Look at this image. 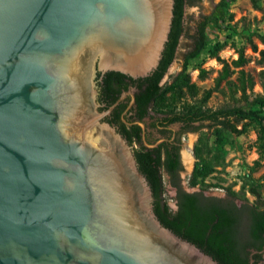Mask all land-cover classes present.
Listing matches in <instances>:
<instances>
[{
  "label": "water",
  "instance_id": "water-1",
  "mask_svg": "<svg viewBox=\"0 0 264 264\" xmlns=\"http://www.w3.org/2000/svg\"><path fill=\"white\" fill-rule=\"evenodd\" d=\"M173 1L0 0V264H219L156 219L97 101L98 73L156 70Z\"/></svg>",
  "mask_w": 264,
  "mask_h": 264
},
{
  "label": "trees",
  "instance_id": "trees-1",
  "mask_svg": "<svg viewBox=\"0 0 264 264\" xmlns=\"http://www.w3.org/2000/svg\"><path fill=\"white\" fill-rule=\"evenodd\" d=\"M201 0H174L172 8L171 29L168 40L164 44L160 56L159 65L148 77L140 80L137 88L136 99L134 100L139 108L138 119L148 116L155 118L151 127H159L162 141L156 146L149 148L139 140L138 126L134 131H123L126 133L127 142L132 145L134 142L139 145L134 150L135 161L138 170L144 175L152 190V210L157 220L167 229L177 234L183 240L193 244L204 254L217 260L219 264H249V251L258 250L264 246V200L260 197L255 199L253 204L242 203L239 206L234 204L238 198L232 190H228L231 200L223 201L220 198L204 197L199 193L184 192L178 186L177 172L180 168V141L179 137L184 132L196 130L194 124L207 122L214 128V141L217 146H222V131L240 136L245 131V125L237 128L243 120L255 122L258 126L256 135V149L259 156L264 157V68L258 72L261 94H257L252 104L253 108L241 107H220L211 110L205 107L209 97V91H205L198 100L199 104H191L186 101L185 96L193 98L197 94V88L190 83L188 69L190 61L194 59L207 46L208 30H231L226 24L227 18L224 2L219 0L213 6L212 11L202 16L197 23L194 41L190 50L184 54L182 69L169 84L159 85L168 68L172 64L177 43L184 31L182 17L184 5H193ZM213 1V0H211ZM255 5L256 0H251ZM232 31V30H231ZM263 48L258 50L259 60H264V33H256ZM252 50H256L250 38L247 42ZM223 44L215 41L209 50V58H215L222 64V67L214 80V88L221 80L237 72V84L225 81L227 88L232 92H239L244 96L245 89H251L253 79L246 74L242 68L247 60L242 49L236 51L237 57L231 64L225 62L218 56V51ZM198 69L200 79L207 76L208 72L200 66ZM237 70V71H235ZM122 74L110 72L102 79V89L113 92L112 82L120 80ZM99 82L97 83L98 86ZM100 85V84H99ZM143 85V87H142ZM180 124V130L174 142L168 141L170 133L166 130L171 125ZM152 146L153 144H149ZM197 159L200 166L196 168L189 181L194 187L197 181L204 179L212 173V166L203 160L200 149L197 148ZM256 164V162L254 163ZM161 172H164L177 187L175 197L176 208L174 212L168 210L163 200V186ZM264 187L263 184L256 185V188ZM256 194V190H251Z\"/></svg>",
  "mask_w": 264,
  "mask_h": 264
},
{
  "label": "rangeland",
  "instance_id": "rangeland-1",
  "mask_svg": "<svg viewBox=\"0 0 264 264\" xmlns=\"http://www.w3.org/2000/svg\"><path fill=\"white\" fill-rule=\"evenodd\" d=\"M219 0H201L193 5H184L182 23L184 31L177 43L174 59L168 68L166 74L161 80V86L169 84L178 72L182 69V59L187 53L194 41L195 31L198 21L202 16L208 15L216 2ZM226 11V24H229L231 30H208V41L206 48L190 61L191 67L188 69L190 83L197 88L195 97L185 96L187 102L191 104H199L198 100L205 91H209V97L206 100L205 107L214 110L220 107H241L253 108V98L257 94H261L259 86L258 72L264 68V60H259L258 50L263 48L256 33H264V0H256L255 5L251 0H226L224 2ZM248 38L252 40L256 50H252L249 46ZM218 41L223 44L218 51V56L224 59L226 63L235 60L236 51L242 49V53L247 60V64L242 70L250 75L253 79L251 89L246 88L244 96L239 92H232L227 88L225 81L237 84V72L227 78L221 80L216 88H214V80L218 75L222 64L215 58H209V50L212 44ZM200 66L205 69L208 74L205 78L200 79L198 69L193 67ZM237 71V70H235ZM155 118L143 119L142 129L147 134L145 144H157L161 141L156 130L152 129L149 124ZM245 125V131L240 136L235 137L229 132L222 131L223 144L217 146L214 141L213 131L215 127L210 126L207 122L194 124L196 130L184 132L180 135V168L177 172L178 186L187 193H199L204 197L220 198L223 201L231 200L228 196V190H232L238 196L233 202L236 206L242 203L253 204L255 199L260 197L264 200V187L257 189L256 185L264 186V157L259 156L256 149V135L258 126L255 122L243 120L237 126L241 128ZM179 130V125L174 124L168 127V131ZM139 145H133V151ZM197 148L203 160L209 162L212 166L210 173L204 181H197L192 187L189 179L193 171L200 166L197 159ZM256 162V164H254ZM161 181L163 186V200L168 210L175 211V197L177 187L173 185L172 180L161 172ZM256 190V194L251 190ZM261 259L264 262V250L260 252ZM259 262L258 264H263Z\"/></svg>",
  "mask_w": 264,
  "mask_h": 264
},
{
  "label": "flooded vegetation",
  "instance_id": "flooded-vegetation-1",
  "mask_svg": "<svg viewBox=\"0 0 264 264\" xmlns=\"http://www.w3.org/2000/svg\"><path fill=\"white\" fill-rule=\"evenodd\" d=\"M107 74L109 75L110 72H104V73H98V79L97 83L99 82L97 86V101L101 104L100 110H106L111 105L114 104L116 100H120L118 104L114 107V109L110 112L108 116L104 118V120L107 121L109 125H111L117 133H119L126 141V133L123 131L129 130L134 131V126H138V136L139 140L145 144V141H147V134L140 126V122L142 123L143 119L149 118L148 116H144L141 119H138L139 114V108L137 103L134 101L136 99L137 94V88L138 84L140 83L141 78H135L132 79L128 76L122 75L123 77L120 80H114L112 82V89L113 92H107L102 89L101 86H103L102 79L107 77ZM161 82V80H160ZM159 82V85L161 86ZM143 87V85H142ZM133 100V101H132ZM178 124V123H177ZM151 123L149 124V126ZM179 130H180V124ZM151 127V126H150ZM152 129L156 130L159 134V139L162 141V137L159 133V130L161 128L159 127H151ZM168 131V128H166ZM168 131L170 133V138L168 141L174 142L175 137H177L178 131ZM160 143V142H159ZM137 142L133 143L131 146L136 145ZM146 145V144H145ZM264 250V246H262L258 250H250L249 251V264H258L259 262H263L260 256V252ZM264 264V262H263Z\"/></svg>",
  "mask_w": 264,
  "mask_h": 264
}]
</instances>
